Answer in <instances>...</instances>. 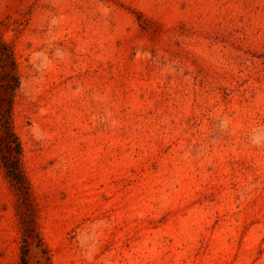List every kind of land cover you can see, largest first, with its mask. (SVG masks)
Wrapping results in <instances>:
<instances>
[{
	"label": "rangeland",
	"instance_id": "374dc122",
	"mask_svg": "<svg viewBox=\"0 0 264 264\" xmlns=\"http://www.w3.org/2000/svg\"><path fill=\"white\" fill-rule=\"evenodd\" d=\"M0 41V264H264V0H0Z\"/></svg>",
	"mask_w": 264,
	"mask_h": 264
},
{
	"label": "trees",
	"instance_id": "16d2710c",
	"mask_svg": "<svg viewBox=\"0 0 264 264\" xmlns=\"http://www.w3.org/2000/svg\"><path fill=\"white\" fill-rule=\"evenodd\" d=\"M18 64L10 46L0 41V165L15 188L25 185L19 165L20 146L12 130V105L18 87Z\"/></svg>",
	"mask_w": 264,
	"mask_h": 264
}]
</instances>
